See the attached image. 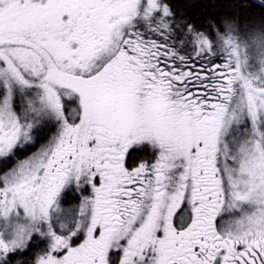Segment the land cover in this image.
Listing matches in <instances>:
<instances>
[{"label": "snow or ice", "instance_id": "6c2138e0", "mask_svg": "<svg viewBox=\"0 0 264 264\" xmlns=\"http://www.w3.org/2000/svg\"><path fill=\"white\" fill-rule=\"evenodd\" d=\"M181 3L0 0V264H264V78Z\"/></svg>", "mask_w": 264, "mask_h": 264}, {"label": "trees", "instance_id": "16d2710c", "mask_svg": "<svg viewBox=\"0 0 264 264\" xmlns=\"http://www.w3.org/2000/svg\"><path fill=\"white\" fill-rule=\"evenodd\" d=\"M173 5H180V0H171ZM186 14L198 23L208 24L226 16L234 20L237 28L235 34L247 36L256 31L264 34V7L250 0H194V6L185 9ZM249 28L251 33L241 30L240 25Z\"/></svg>", "mask_w": 264, "mask_h": 264}, {"label": "rangeland", "instance_id": "374dc122", "mask_svg": "<svg viewBox=\"0 0 264 264\" xmlns=\"http://www.w3.org/2000/svg\"><path fill=\"white\" fill-rule=\"evenodd\" d=\"M241 30H246L251 33L249 28H245L242 24L240 25ZM233 31H237L234 25ZM241 35V34H240ZM235 34L237 41L240 45V57H241V70L244 75L249 77H260L264 78V34L262 32L256 31L253 34H248L247 36H240ZM17 111H20V104H17ZM30 112L33 113L35 118H39L40 109L35 103L30 106ZM43 126V122L38 124L33 130L34 132H39L40 128ZM235 129V128H234ZM241 130H247L244 134H248L250 137V125L247 127L241 126ZM12 217L7 219L0 217V232L9 233L11 229L20 223V220H16Z\"/></svg>", "mask_w": 264, "mask_h": 264}, {"label": "flooded vegetation", "instance_id": "af4514ba", "mask_svg": "<svg viewBox=\"0 0 264 264\" xmlns=\"http://www.w3.org/2000/svg\"><path fill=\"white\" fill-rule=\"evenodd\" d=\"M249 125L248 119L245 116H241L239 119V122L234 123L228 130L227 133V138L232 141L233 144L236 143L237 140H239L240 142H243L245 139H248L250 137H248L246 134H244V132H246L247 130H241L240 127L241 126H245L247 127ZM235 128V129H234ZM250 135V132H249ZM63 203V200L61 201ZM226 218H227V214H225ZM14 219L18 220L16 217H13ZM38 243V242H37ZM43 247V245H39V247H36L35 244L32 247V251L29 254V257L31 259L35 258L36 253H38L40 251V249ZM21 259H25L24 257H21Z\"/></svg>", "mask_w": 264, "mask_h": 264}, {"label": "water", "instance_id": "95a60500", "mask_svg": "<svg viewBox=\"0 0 264 264\" xmlns=\"http://www.w3.org/2000/svg\"><path fill=\"white\" fill-rule=\"evenodd\" d=\"M250 1L254 2L257 5H260V6L264 7V4L260 3V0H250Z\"/></svg>", "mask_w": 264, "mask_h": 264}, {"label": "clouds", "instance_id": "9594fccd", "mask_svg": "<svg viewBox=\"0 0 264 264\" xmlns=\"http://www.w3.org/2000/svg\"><path fill=\"white\" fill-rule=\"evenodd\" d=\"M232 23H235V22H232Z\"/></svg>", "mask_w": 264, "mask_h": 264}]
</instances>
